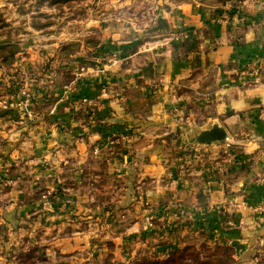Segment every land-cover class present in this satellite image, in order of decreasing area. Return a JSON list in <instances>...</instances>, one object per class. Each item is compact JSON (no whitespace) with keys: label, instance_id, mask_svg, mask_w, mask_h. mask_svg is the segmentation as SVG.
I'll list each match as a JSON object with an SVG mask.
<instances>
[{"label":"crops","instance_id":"0c3cea01","mask_svg":"<svg viewBox=\"0 0 264 264\" xmlns=\"http://www.w3.org/2000/svg\"><path fill=\"white\" fill-rule=\"evenodd\" d=\"M110 3L128 16L90 24L99 31L101 46H122V63L109 72L64 81L60 70L67 66L54 69L59 46L49 41L43 52L27 50L16 60V65L38 76L42 63L52 62L44 80L50 101L39 110L41 118L29 115L17 123L8 115L0 117L1 142L17 140L26 127L28 133L9 154L11 168L7 183L0 182V202L12 195L23 201L39 190L62 187L70 205L65 201L67 205H62L58 256L62 264H82L98 257L93 248L98 233L86 230L79 214L95 208L100 187L111 191L126 182V174H134L139 186H129L128 209L105 214L104 225H109L110 239L118 247L114 256L121 253L132 259L139 254L135 248L150 240L154 254L181 248L188 230L202 224L205 240L236 249L237 264H264V0ZM136 5L138 18L132 16ZM66 61L75 70L82 57ZM251 63L256 72L242 74ZM36 88L34 81L28 90ZM67 97L87 102L77 108L70 99L66 102ZM85 104H92L95 118L117 125L137 119L156 122L165 114L194 126L217 119L229 139L188 152L169 147L152 151L162 129H118L122 138L108 143L105 137L111 128L82 131L91 123L84 116ZM43 113L62 115V129L46 125ZM240 158L244 165H234L233 159ZM40 204H22L17 218L38 210ZM71 212L77 219L69 223ZM146 218H152L153 226H145ZM130 242L134 244L123 248ZM152 250H141L142 255ZM247 252L248 258L242 260Z\"/></svg>","mask_w":264,"mask_h":264},{"label":"rangeland","instance_id":"374dc122","mask_svg":"<svg viewBox=\"0 0 264 264\" xmlns=\"http://www.w3.org/2000/svg\"><path fill=\"white\" fill-rule=\"evenodd\" d=\"M110 4V0H0V46L12 45L17 49L11 63H5L0 58V117L8 115L11 121L17 123L25 122L30 118L29 115H31V119L33 115L41 118L39 110L44 108L50 101L44 80L48 77L46 74L51 72L49 69L52 62L45 60L44 64L42 63L41 67L43 69L39 76L28 73L24 70V67L16 65L18 63L16 60L21 55L26 54L27 50L36 48L43 52L45 50L43 44L47 45L48 41L58 44L56 62H53L52 65L54 69L57 66H67L63 71H60L61 77L68 83L79 81L81 75H89L90 77L95 74L103 75L109 72L113 66L122 63V50H120L122 48H119L117 44H110L105 48L104 46L91 47L86 43L101 41L99 31L96 28H91L90 24L115 16H128L126 10H123L122 13L120 12L121 9H114L110 7ZM139 8L138 5L134 6L132 16L135 18L139 17ZM76 44H79V48L75 50L74 45ZM113 45L116 47L115 49L111 47ZM75 56L82 57V61L77 64V68L74 70L68 68L69 62L66 59ZM89 70L92 72L82 74V71ZM33 75L37 77L35 78ZM34 81L37 82L38 88L35 92H31L28 90L29 84H33ZM68 91L65 90V95H68ZM59 97L58 101L62 106V92ZM66 99V102L69 103L70 98L67 97ZM70 100L72 101L70 104H75L74 106H78L77 108L82 106V103L87 102L85 99L76 100L73 97ZM91 106L92 104H85L82 107L85 111V119L91 121V123L88 122V130L86 127L82 130L85 131V134L87 131L95 132L106 128L115 130L137 129L139 131L156 129H142L138 126L129 128L108 123L109 121L104 120L105 118H95ZM78 112L80 111L78 110ZM42 118L46 125L56 124L62 129V123L60 122L62 121V115H46L43 113ZM177 120L183 122L181 119ZM158 128L162 129V132L157 137L158 143L152 142V149H150L152 151L158 150V147L160 149L169 147L172 150L178 149L185 152L210 147L184 145L181 133H179L178 140L168 142L162 137L169 134L171 128L169 126ZM111 129L105 137V142L118 141L123 136L119 130L113 131ZM26 130L20 132L18 139L13 142L0 141V144L4 147V152L0 154V182L2 183H7L6 178L11 168L8 160L9 154L18 148L25 139L28 134ZM158 130L153 131L159 132ZM46 143H51V140L47 139ZM233 163L239 166L244 165L245 161L241 158L239 160L233 159ZM136 177L134 174H126V182L120 186H112L111 191H107L104 186L100 187L97 193L99 200L96 202L95 208H92L87 214H79L82 220H85L86 230L93 229L98 233L97 241L94 242L95 246H93L98 251V257H93L92 261L85 262V260L82 264H133L135 262L141 264L147 260L163 261L176 249L185 251L187 258L198 255L200 261L213 259L216 262L224 260L223 255L215 253L214 244H220L214 242V240H205L204 233L207 230L202 224H195L191 230H188V235L184 238V245L181 248L176 246L167 253L157 252V254H154L152 250L154 249V243L150 240L147 245L144 244V246L135 248L138 249L136 253L139 254L132 259H124L119 250L121 257L114 256L113 251L118 247L110 239L109 225H104L105 214L108 212L121 213L128 209L126 206L132 203L128 200L131 197L127 194L130 192L128 191L129 186H139ZM2 187L8 188V186ZM83 188L86 195L90 194L88 186H83ZM65 195L66 192L60 187L39 190L38 194L27 197L23 201H17L12 195V197L0 202V264H62V257L58 256V250L60 249L58 243L60 241L62 243V205L69 203L64 200ZM33 201L41 202L40 208L17 218L20 206ZM74 215L73 212L70 213L69 223L77 219V215ZM87 217H90V220ZM58 218H60L59 222L57 221ZM151 221L152 218H146L144 221L145 226H153ZM132 244L134 243L130 242L128 246L124 245L123 248H128ZM141 250H152V254L149 255L146 252L145 255H142L144 252Z\"/></svg>","mask_w":264,"mask_h":264},{"label":"water","instance_id":"95a60500","mask_svg":"<svg viewBox=\"0 0 264 264\" xmlns=\"http://www.w3.org/2000/svg\"><path fill=\"white\" fill-rule=\"evenodd\" d=\"M123 126H138L142 129L158 128L169 125L171 132L162 139L168 142H175L179 139V133L182 134V143L187 146H211L222 143L229 139V134L223 125L217 120H208L203 126L189 125L173 118L171 114H165L162 120L156 122H147L143 120L121 121ZM245 253L242 260L248 258Z\"/></svg>","mask_w":264,"mask_h":264},{"label":"trees","instance_id":"16d2710c","mask_svg":"<svg viewBox=\"0 0 264 264\" xmlns=\"http://www.w3.org/2000/svg\"><path fill=\"white\" fill-rule=\"evenodd\" d=\"M43 27V26H42ZM87 44H89L91 47H99L101 46V41H89L86 42ZM75 50L79 48V44L74 45ZM113 49H115L116 47L111 46ZM122 46H119V48H121ZM82 51V49H81ZM0 58L3 62L5 63H11L14 59V55L17 52V49L15 46L12 45H7V46H0ZM242 71V70H241ZM215 245L216 254H220L221 256L223 255V259L222 261H216L215 260H202L200 261V258L198 257V255H196V257L193 258H187V256L185 255V251L183 250H174L173 252H171L168 257L166 259H164L163 261H145L144 263L141 264H237L235 256L237 254L236 249L234 247H228L226 245ZM214 253V254H215ZM190 257V256H189ZM133 264H138V262H135Z\"/></svg>","mask_w":264,"mask_h":264},{"label":"built area","instance_id":"2783aa9c","mask_svg":"<svg viewBox=\"0 0 264 264\" xmlns=\"http://www.w3.org/2000/svg\"><path fill=\"white\" fill-rule=\"evenodd\" d=\"M257 70L256 64L255 63H251L249 65L246 66V68L244 70H242V74H254Z\"/></svg>","mask_w":264,"mask_h":264}]
</instances>
